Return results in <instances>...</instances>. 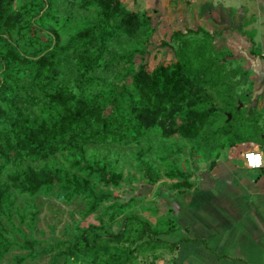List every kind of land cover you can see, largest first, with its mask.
<instances>
[{
  "label": "trees",
  "instance_id": "obj_1",
  "mask_svg": "<svg viewBox=\"0 0 264 264\" xmlns=\"http://www.w3.org/2000/svg\"><path fill=\"white\" fill-rule=\"evenodd\" d=\"M59 1L27 0L16 6L17 0H0V215L15 207L19 197L50 195L57 186L65 191L63 199L67 202L83 195L89 197L90 213L110 197L97 195L86 180L66 171L53 173L46 167L34 166L57 153L79 157L72 168L90 169L86 165L89 145H122L131 134L137 137L157 128L164 138L177 135L193 141L197 145L192 148L195 152L208 146L212 137H226L233 126L232 121H227L212 130L219 108L207 100L211 97L208 91L216 89L215 75L223 68L218 61L204 62L208 48L204 40L195 37L187 39L177 34L182 45L174 51L176 63L161 65L151 72L145 65L119 71L110 93L104 97L91 95L88 74L100 66L110 44L121 38L140 37L149 18L128 9L121 0H79L98 18H80L81 27L63 42L59 34L72 19L62 15ZM33 12L47 24L52 40L37 57L21 53L4 36V31L24 22ZM207 104L208 109L204 108ZM184 112H189L191 119L179 125L176 117ZM251 146L248 143L245 149ZM11 164L13 168L7 171ZM139 170L149 184L160 180L153 165L142 162ZM173 172L177 178L185 177L178 169ZM116 206L121 204L113 205ZM118 214L119 211L115 213ZM101 231L91 225L79 228L72 239L58 244L66 248L58 254L87 257L91 264H134L139 248L149 245L156 249L159 243L153 238L152 227L135 216L128 218L116 235L105 237ZM6 232L0 226V255L8 254L14 245ZM130 240L132 248L124 245ZM20 246L29 247L27 242ZM23 261L24 257L19 256L15 263Z\"/></svg>",
  "mask_w": 264,
  "mask_h": 264
},
{
  "label": "rangeland",
  "instance_id": "obj_2",
  "mask_svg": "<svg viewBox=\"0 0 264 264\" xmlns=\"http://www.w3.org/2000/svg\"><path fill=\"white\" fill-rule=\"evenodd\" d=\"M25 1L17 0L16 6ZM121 1L128 9L148 17L149 25L138 38H121L110 44L100 66L88 74V92L99 97L110 93L113 83H117L116 73L119 71H133L145 65L151 72L161 65L176 63L178 57L174 51L182 45L178 35L187 39L195 37L198 41L204 40L202 42L210 52L204 54V62L218 61L223 68L215 75L218 79L216 89L209 88L208 91L211 97L207 100L219 108L212 130L232 121L230 133L218 140L217 136L212 137L208 146L192 152V148L197 147L193 141L177 135L164 138L155 128L137 137L131 134L130 140L122 145L87 146L86 165L90 169L72 168L79 157L62 153L34 163L35 167H46L53 173L59 169L66 171L86 180L97 195L109 194L110 197L92 213L87 211L89 197L83 195L67 202L63 199L65 191L58 186L50 195L19 197L15 207L0 215V226L14 243L8 254L0 255V264H17L16 257L19 256L24 257V261L18 264H91L87 257L58 254L66 250L64 244L62 247L58 244L72 239L79 228L90 225L104 230L105 237L116 235L123 230L126 220L134 216L148 223L155 233L153 238L160 242L158 235L162 227L176 226L163 207L161 194L167 190L168 195L176 194L177 190H193L199 174L211 169L217 156L224 158L229 151L237 153L248 143L252 144L251 148L264 153V16L259 12L256 0ZM58 8L64 17L72 19L69 27L59 34L63 42L81 27L80 18H98L95 11L82 7L79 0H60ZM35 14L33 12L25 17L24 22L4 31V36L21 53L37 57L46 51L52 40L46 30L47 24ZM208 107V104L204 105V108ZM190 119L189 112L176 117L179 125ZM142 162L153 165L160 180L154 184L150 196L134 198L131 197L136 191L134 187L147 183L139 170ZM13 166L9 165L6 170ZM103 166L104 170L100 171ZM174 169L185 177H175ZM116 203L121 206L113 207ZM117 211L119 214L115 215ZM136 237V234L132 235L131 240ZM130 241L124 245L132 248ZM26 242L29 247L22 248L20 245ZM161 246L139 248L134 264L154 263L157 258L154 254Z\"/></svg>",
  "mask_w": 264,
  "mask_h": 264
},
{
  "label": "crops",
  "instance_id": "obj_3",
  "mask_svg": "<svg viewBox=\"0 0 264 264\" xmlns=\"http://www.w3.org/2000/svg\"><path fill=\"white\" fill-rule=\"evenodd\" d=\"M256 3L264 16V0ZM233 153L199 174L193 190L161 194L176 226L162 227L152 264H264V153ZM247 153H259L263 166L249 167Z\"/></svg>",
  "mask_w": 264,
  "mask_h": 264
},
{
  "label": "water",
  "instance_id": "obj_4",
  "mask_svg": "<svg viewBox=\"0 0 264 264\" xmlns=\"http://www.w3.org/2000/svg\"><path fill=\"white\" fill-rule=\"evenodd\" d=\"M231 118V115H229V119ZM155 185L144 183L139 186L134 187L136 189L135 194H133L131 197L134 198H143L150 196L152 194V191L154 189Z\"/></svg>",
  "mask_w": 264,
  "mask_h": 264
},
{
  "label": "built area",
  "instance_id": "obj_5",
  "mask_svg": "<svg viewBox=\"0 0 264 264\" xmlns=\"http://www.w3.org/2000/svg\"><path fill=\"white\" fill-rule=\"evenodd\" d=\"M246 157V160H247V163H248V166L249 167H252V168H260L263 166V163H262V160H260V154L257 153V154H254V153H247L245 155ZM259 159V160H256Z\"/></svg>",
  "mask_w": 264,
  "mask_h": 264
}]
</instances>
